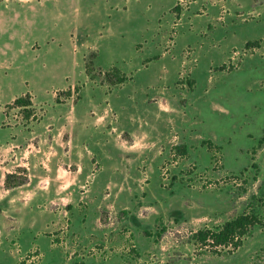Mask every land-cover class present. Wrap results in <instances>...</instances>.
Listing matches in <instances>:
<instances>
[{
    "label": "rangeland",
    "instance_id": "1",
    "mask_svg": "<svg viewBox=\"0 0 264 264\" xmlns=\"http://www.w3.org/2000/svg\"><path fill=\"white\" fill-rule=\"evenodd\" d=\"M253 210L264 0L0 1V264H264V225L193 238Z\"/></svg>",
    "mask_w": 264,
    "mask_h": 264
},
{
    "label": "trees",
    "instance_id": "2",
    "mask_svg": "<svg viewBox=\"0 0 264 264\" xmlns=\"http://www.w3.org/2000/svg\"><path fill=\"white\" fill-rule=\"evenodd\" d=\"M250 42H247V45ZM107 82L111 84L122 83L128 79L127 75L123 73L118 67L113 66L110 70L105 72ZM12 105L18 107L22 111L23 117L29 119L33 116L32 102L29 93H25L16 97ZM174 149L179 153H185L184 145L176 146ZM11 174H7L4 179V186L18 185L22 181H15L10 183ZM256 224L264 225L263 217L255 210L243 212L223 222L215 229L204 228L199 229L193 234V238L199 246L208 247L210 250L217 252L223 248L231 247L238 248L243 241L246 233Z\"/></svg>",
    "mask_w": 264,
    "mask_h": 264
},
{
    "label": "crops",
    "instance_id": "3",
    "mask_svg": "<svg viewBox=\"0 0 264 264\" xmlns=\"http://www.w3.org/2000/svg\"><path fill=\"white\" fill-rule=\"evenodd\" d=\"M0 1H7V0H0ZM21 2H30V1H32V0H20ZM117 4H118V1H116L115 3H114V6H115V9L117 10L118 9V6H117ZM113 9V6H110V7H108V8H102V10L104 11V13H110V11ZM106 10H107V12H106ZM109 10V11H108ZM108 33H110V34H114L115 33V31L114 30H112V29H110L109 31H108ZM46 43H48L47 41H46ZM85 42L82 40V39H77V41H76V45H77V47L78 48H83V49H85L86 51H82V53L83 52H87L88 50H94L95 51V53H96V56H97V48H96V45H94V44H91V46H88V47H86V46H83V44H84ZM27 46L29 47V48H31V50H33V51H35V50H38L39 48H40V45L38 44V42L36 41V40H34V41H32V40H29V41H27ZM82 58H83V55H82ZM96 58V57H95ZM111 67H113V66H111ZM116 67H118V66H116ZM119 68V67H118ZM120 69V68H119ZM121 71L123 72V73H125L122 69H121ZM128 77V76H127ZM128 79H130L129 77H128ZM127 79V80H128ZM127 80H125L124 82H122V83H118V84H123V83H125ZM109 83V82H108ZM109 84H111V83H109ZM117 84V83H116ZM18 97V96H17ZM131 97V96H130ZM129 96L127 97L128 99H131ZM16 98V97H15ZM59 255V259L61 260V261H64V263L66 262V261H68V260H66L65 258H63V255L61 254V253H59L58 254ZM60 260H58V263H60L61 261Z\"/></svg>",
    "mask_w": 264,
    "mask_h": 264
}]
</instances>
